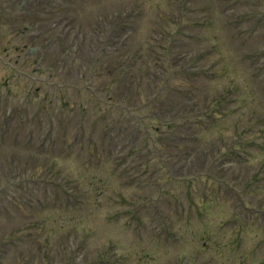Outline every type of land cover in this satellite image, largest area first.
Instances as JSON below:
<instances>
[{"label":"rangeland","instance_id":"374dc122","mask_svg":"<svg viewBox=\"0 0 264 264\" xmlns=\"http://www.w3.org/2000/svg\"><path fill=\"white\" fill-rule=\"evenodd\" d=\"M135 2L142 10L140 28L132 34L129 47L112 50L115 58L111 60L123 63L125 68L128 62L133 69L141 63L133 61L134 55L130 53L139 49L150 61L146 65L148 72L143 69L146 74H135L136 70L125 74L124 69L120 74L122 77L113 74L116 80L110 79L109 85H106L109 81L106 78L87 79V86L97 90L96 101H93L95 95L92 93L91 101L79 104L84 106L77 108L70 104V112H52L57 107L55 103H44L42 108L48 114L54 113L50 121L56 126L54 129L59 130L61 126L66 128V135H76L89 143L80 149V155L79 149H71L74 152L69 162L74 163L79 155L76 160L79 171L86 163L82 180L89 190L84 191L90 197L97 195V198L92 201V207L68 210L61 208L62 198L54 196L58 203L50 204L56 186L59 184L64 188V184L51 177L56 171L66 174L58 168L65 164V159L56 167L48 157L51 150L44 149L47 152L42 155V160L49 166L43 170L40 169V160L33 155L35 142L41 137L44 141L47 134V119L42 117L35 121L25 115L13 116L11 112V109L20 107L30 115L28 103L20 101L28 91L38 102L42 101L49 86V82L45 83L49 62L48 59L39 62L28 54L30 47H41L40 40L33 39L35 28L32 25L39 23L49 27L53 34L55 28L51 27V20H46L37 10L18 23L15 17L17 3L0 0V121L3 117L10 132L21 131L15 137L24 144L23 148L16 145L14 150L0 145V240L20 237L41 241V247L21 245L22 249H9L5 264H17L15 255L19 250L35 251V257L27 258L26 264L28 261L30 264H187L182 253L191 256L194 252L196 256L191 264H264V0H122L120 3L111 2L109 7L132 12ZM26 27L28 29L24 31ZM179 32L183 37L176 36ZM230 32L244 37L250 46L254 44L258 48L255 59L251 56L248 73L245 63L234 60L231 48L226 45L225 38ZM100 72L101 78L105 71ZM119 79L120 83L116 84ZM173 87H187L188 95L195 92L197 97L205 98L195 108L197 114L194 118L193 113L184 116V120L196 119L190 127L187 123L184 136L198 154L190 153L189 159L183 162L169 158L172 152L166 150H173L170 140L165 142L169 147L164 148L168 157L156 148L145 150L151 149L153 140L136 142L142 144L144 160L137 162L135 174L144 172L151 176L150 180L159 179V182L151 186L145 176L135 178L138 186L145 187L143 192L138 187L130 191L127 179L132 170L122 165L114 171L109 164L114 162L106 161L111 159L108 156L111 141L115 139L111 119H117V126L127 120L117 102L109 99L110 93L113 89L117 93L126 88L131 90V93L122 94H130L131 102H121L132 103L131 124L127 127L119 124L122 129L145 128L141 123L144 121L146 125L148 122L152 133L150 138L160 139L167 138L171 128L158 134L152 129H157L161 123L151 119L160 111L157 108L161 107L160 102L166 104L171 98L170 90L175 92ZM156 89L166 91L154 95ZM38 102L29 103L33 115L37 113V106L43 104ZM215 109L224 110V116L212 127L211 111L214 114ZM175 111L176 107L169 113L164 110L163 117L171 119ZM198 121L201 126L193 129ZM77 122L87 131L92 128L94 133L81 134L79 129H74ZM27 129L31 138L24 136L23 131ZM108 130L109 137L102 135ZM53 132L49 130L50 134ZM138 133L137 137L132 133L133 141L142 138L143 131L138 130ZM255 135L259 139L251 142ZM1 137L3 139L4 135ZM48 139H53L52 135ZM125 154L122 149L118 156ZM95 156H101L104 161L95 164ZM2 159L12 161L4 164ZM114 160L117 164L116 157ZM126 163L129 169L134 166L130 160ZM173 163L179 166L174 168ZM50 167L54 170L49 171ZM74 176H81V173ZM226 187L230 189L225 190ZM121 192L122 198L118 196ZM45 197L49 198L48 204L37 214L44 222L40 223L36 213L35 216L32 214ZM150 198L162 201L158 213L117 214L124 212L128 204L142 203L141 207H152L148 205ZM158 214L169 220L168 229L162 230V220H155ZM236 225L243 227L237 236L235 256L223 249L221 240L226 239V243L234 247L236 240L228 238ZM223 235L226 237L221 238ZM55 239L83 243L82 250L79 249L78 254L70 259L68 248H62L60 253L61 248H51ZM163 240H170L172 244L163 249L166 252L163 255L169 258L158 254L161 251L159 243ZM50 253L53 256L47 262Z\"/></svg>","mask_w":264,"mask_h":264}]
</instances>
